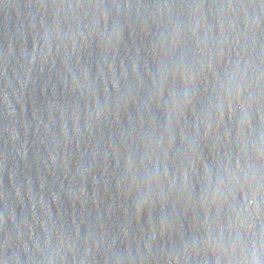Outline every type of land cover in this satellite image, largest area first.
I'll return each mask as SVG.
<instances>
[{
	"label": "water",
	"instance_id": "1",
	"mask_svg": "<svg viewBox=\"0 0 264 264\" xmlns=\"http://www.w3.org/2000/svg\"><path fill=\"white\" fill-rule=\"evenodd\" d=\"M147 0H0V103L52 72Z\"/></svg>",
	"mask_w": 264,
	"mask_h": 264
}]
</instances>
